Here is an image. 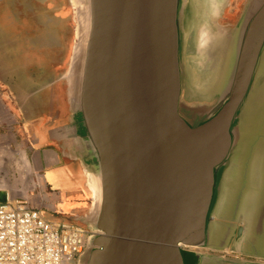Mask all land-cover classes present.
<instances>
[{
  "label": "water",
  "instance_id": "1",
  "mask_svg": "<svg viewBox=\"0 0 264 264\" xmlns=\"http://www.w3.org/2000/svg\"><path fill=\"white\" fill-rule=\"evenodd\" d=\"M5 1L14 34L49 0ZM61 1L53 137L91 194L76 264H264V0L233 23L232 0Z\"/></svg>",
  "mask_w": 264,
  "mask_h": 264
},
{
  "label": "flooded vegetation",
  "instance_id": "2",
  "mask_svg": "<svg viewBox=\"0 0 264 264\" xmlns=\"http://www.w3.org/2000/svg\"><path fill=\"white\" fill-rule=\"evenodd\" d=\"M13 1L17 0H6L3 5ZM242 2H231L230 15L223 22L237 20ZM28 3H24L23 9L28 14L29 24L19 26L20 33L11 34L2 28L0 9V94L17 119L18 134L28 140L34 150L46 147L61 153V164L58 162L43 170L42 179L50 200L46 209L70 222L80 212L59 203V179L81 182V177L72 166L78 162L65 159L62 145L53 137L55 130L64 124L65 114L50 81L56 71L52 68L49 71L47 65L54 68L61 59L68 58L74 35L72 16H68L61 0H49L45 4L33 2L34 13L29 12ZM15 18L25 16L20 13ZM63 200H66L64 195Z\"/></svg>",
  "mask_w": 264,
  "mask_h": 264
},
{
  "label": "built area",
  "instance_id": "3",
  "mask_svg": "<svg viewBox=\"0 0 264 264\" xmlns=\"http://www.w3.org/2000/svg\"><path fill=\"white\" fill-rule=\"evenodd\" d=\"M89 236L84 226L49 220L28 200L2 201L0 193V264H76Z\"/></svg>",
  "mask_w": 264,
  "mask_h": 264
},
{
  "label": "rangeland",
  "instance_id": "4",
  "mask_svg": "<svg viewBox=\"0 0 264 264\" xmlns=\"http://www.w3.org/2000/svg\"><path fill=\"white\" fill-rule=\"evenodd\" d=\"M244 1L245 0H243V2ZM0 96L2 97L1 94ZM5 103L7 104L6 101ZM10 112L15 120L13 129L15 134L12 136L10 142L0 143L1 199L2 201H4L7 197H10L11 199H24L28 200L29 203L34 207H45L43 203H47L48 194L43 184V170L39 167L37 155H35L34 149L30 145L29 141L18 134L17 119L11 109ZM79 172L81 182H77L75 187L77 186L84 189L83 185H85V177L81 168L79 169ZM67 182L68 181L65 180L62 181V183H60V188L63 190L70 188V186L67 187ZM88 206L87 208L89 209L90 206ZM44 214L49 220L63 221L62 218L58 217L53 211H50L49 209L44 208ZM70 222L76 223L75 221Z\"/></svg>",
  "mask_w": 264,
  "mask_h": 264
},
{
  "label": "crops",
  "instance_id": "5",
  "mask_svg": "<svg viewBox=\"0 0 264 264\" xmlns=\"http://www.w3.org/2000/svg\"><path fill=\"white\" fill-rule=\"evenodd\" d=\"M14 125L15 120L10 112V109L8 108L3 98L0 96V143H8L11 141L12 136L15 134L13 130ZM34 153L35 155H37L38 164L42 170L53 167L58 162L60 165L62 162L61 153L58 154L54 149L51 148H39L37 151L34 150ZM72 166L75 167L78 171L81 168L79 162L73 163ZM62 181L64 180L59 179V192H61L62 194L61 195L59 193V203L62 204L61 206L66 207L67 209L75 208L81 214L84 213L88 209L87 206H90L91 204V194L89 190L86 188L85 185H83L84 189L77 186L75 187V184L77 185V182L71 180L67 182V187L70 186V188L63 190L62 188H60V183H62ZM63 195L66 197V200H63ZM49 201L50 200L47 198V203H43L45 207L39 206V208H42L43 212L44 208L49 205Z\"/></svg>",
  "mask_w": 264,
  "mask_h": 264
}]
</instances>
